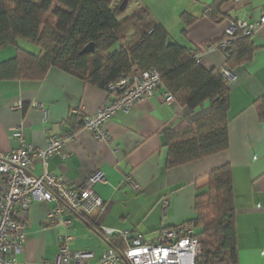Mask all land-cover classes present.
<instances>
[{
  "label": "crops",
  "instance_id": "0c3cea01",
  "mask_svg": "<svg viewBox=\"0 0 264 264\" xmlns=\"http://www.w3.org/2000/svg\"><path fill=\"white\" fill-rule=\"evenodd\" d=\"M212 1L134 0L133 4L146 8L170 40L191 49L222 39L227 19L240 10L254 21L264 9V0H229L220 8L224 20L215 23L204 15ZM183 13L194 17V22L186 26L180 18ZM251 40L255 46L251 58L227 69L224 77L229 87L228 149L171 169L165 167L163 131L179 129L202 116L206 104L191 114L176 101L163 103L157 91L129 113H117L106 123L109 141L94 139L78 122L74 134L64 138L61 132L68 128L70 115L95 113L109 98L105 89L57 68H50L39 81L0 80L1 152L18 146L10 128L22 126L25 142L34 147H45L50 136L63 139L61 153L47 159L49 173L75 187L98 170L104 171L106 179L96 185L103 209L87 217L66 213L73 223L66 231L46 222L48 212L59 202L32 203L26 218L27 239L16 255L17 264H53L62 236L71 237L66 241L69 249L92 251L96 257L91 264H97V257L111 246L112 236L141 233L146 241H153L162 227L177 226L195 216V196L205 191L207 174L224 164L231 167L238 264H264V121L255 108V101L264 96V24ZM14 54V46L0 47V62ZM225 60L219 49H213L203 52L200 64L206 69L224 68ZM42 171V164L36 162L33 174ZM1 180L0 174V188ZM165 196L169 205L163 214ZM103 228L113 233L105 235Z\"/></svg>",
  "mask_w": 264,
  "mask_h": 264
},
{
  "label": "trees",
  "instance_id": "16d2710c",
  "mask_svg": "<svg viewBox=\"0 0 264 264\" xmlns=\"http://www.w3.org/2000/svg\"><path fill=\"white\" fill-rule=\"evenodd\" d=\"M115 0H0V47L14 46L15 54L0 62V80L39 81L50 68L60 69L88 84L105 89L131 70L156 69L163 89L186 111L193 114L205 104V114L179 129L163 131L167 154L165 167L175 168L228 149L229 87L221 68L206 69L192 59L191 48L170 40L165 28L146 8L128 19ZM128 6L134 0H127ZM229 0H213L204 10L212 22L224 20L221 6ZM187 26L195 18L180 16ZM184 32V31H183ZM23 38L39 52L18 46ZM252 37L239 33L228 47L225 69L247 62L255 46ZM89 43L93 51L81 53ZM216 43V42H215ZM115 46V48H114ZM264 121V96L255 101ZM70 115L65 130L78 126ZM204 192L195 196V216L188 221L200 231L196 264H238L235 207L231 167L221 165L208 174ZM205 202V205H203ZM114 248L123 245L112 236Z\"/></svg>",
  "mask_w": 264,
  "mask_h": 264
},
{
  "label": "built area",
  "instance_id": "2783aa9c",
  "mask_svg": "<svg viewBox=\"0 0 264 264\" xmlns=\"http://www.w3.org/2000/svg\"><path fill=\"white\" fill-rule=\"evenodd\" d=\"M237 2L240 0H230ZM264 24V9L258 19L250 21L245 12L240 10L234 17L227 19L225 35L216 43L205 45L202 49H192L190 55L201 63L204 51L219 49L224 56L228 47L239 33L252 37ZM223 77L229 72L221 68ZM109 98L95 113H76L79 127L88 131L96 140L109 141L110 136L105 126L117 113H129L141 100L148 99L161 91L159 99L166 104L175 101L174 97L163 89L160 74L156 69L131 70L122 75L117 82L105 87ZM41 107V105H39ZM46 114V110L44 111ZM63 129L60 128V132ZM13 139L18 146L9 152L0 151V264H17L16 255L22 251L27 239L26 218L30 205L34 202L57 201L60 205L53 207L47 214L48 226H60L64 231L72 226V219L65 217L74 212L87 217L94 211L103 209L104 201L96 191V185L106 182L104 171L92 173L80 186L70 185L62 176H56L46 170L47 159L60 154L63 139L50 136L43 148L34 147L25 142L22 126L10 128ZM64 138L74 131H62ZM40 162L43 171L34 175L35 163ZM135 189L138 185L131 181ZM169 205V197L161 199L163 214ZM105 235L113 233L103 228ZM123 245L112 246L103 250L97 257V264H196L200 253V242L195 236L194 227L187 222L177 226L162 227L157 231L153 241H146L141 233L134 235L121 233ZM70 236H62L61 245L53 264H91L96 256L88 250H71L66 245Z\"/></svg>",
  "mask_w": 264,
  "mask_h": 264
},
{
  "label": "rangeland",
  "instance_id": "374dc122",
  "mask_svg": "<svg viewBox=\"0 0 264 264\" xmlns=\"http://www.w3.org/2000/svg\"><path fill=\"white\" fill-rule=\"evenodd\" d=\"M119 3H120L119 0H115L114 1V4H119ZM138 10H139V6L138 5L130 4L128 6V4H126L125 8L122 10L124 12V15L122 16L121 19L122 20L128 19L131 15H133ZM17 44H18V46L20 48L25 49L26 51H30V52H33V53L39 52L38 47L34 43H32V42H30L28 40H25L23 38H19L17 40ZM114 48H115V46H114ZM9 49L12 50V48H9ZM203 205H205V202H203ZM194 230H195L196 233H198L200 231V229L198 227H195Z\"/></svg>",
  "mask_w": 264,
  "mask_h": 264
},
{
  "label": "water",
  "instance_id": "95a60500",
  "mask_svg": "<svg viewBox=\"0 0 264 264\" xmlns=\"http://www.w3.org/2000/svg\"><path fill=\"white\" fill-rule=\"evenodd\" d=\"M127 2H128L127 0H123L122 1V3L119 6V9L121 11L125 8ZM91 51H93V44L89 43L81 50V53H88V52H91Z\"/></svg>",
  "mask_w": 264,
  "mask_h": 264
}]
</instances>
